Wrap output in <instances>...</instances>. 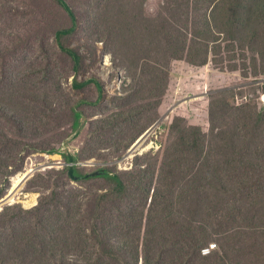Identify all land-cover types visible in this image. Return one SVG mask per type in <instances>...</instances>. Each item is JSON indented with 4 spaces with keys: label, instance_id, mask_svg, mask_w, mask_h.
Listing matches in <instances>:
<instances>
[{
    "label": "rangeland",
    "instance_id": "rangeland-1",
    "mask_svg": "<svg viewBox=\"0 0 264 264\" xmlns=\"http://www.w3.org/2000/svg\"><path fill=\"white\" fill-rule=\"evenodd\" d=\"M65 1L78 26L59 41L57 33L72 28L73 20L55 0H0V62L9 65L6 78L0 76V147L8 144L0 155V183L11 169L1 167V157L15 145L11 143L20 144V163L24 164L11 176L7 195L13 191L14 180L27 172L36 171L34 176L52 170L67 173L69 161L60 154L50 155L47 151L53 148L77 157L75 165L82 174L109 169L127 176L157 169L168 147L175 148L182 137L189 140L191 127L205 132L218 125L232 127L231 118H222L228 109L225 103L233 109L250 102L263 109L264 21L256 12L261 0H223L212 5L206 0ZM232 6H238L233 15L238 22L230 28L227 13ZM206 19L223 34L212 33ZM211 37L216 41L208 43ZM207 43L215 52L208 63H189L188 51L202 54ZM61 45L81 57L78 70ZM172 46L180 48L182 57H176L177 52L171 57ZM231 64L235 66L230 68ZM92 79L99 84L73 88L76 80ZM74 110L83 117L76 138ZM230 112L233 116L234 111ZM210 141L217 156L225 152L219 149L223 142ZM52 178L57 180L56 175ZM29 181L6 206L29 210L40 203L42 191ZM61 185L71 189L72 195L88 197L110 187L105 180L72 186L65 174ZM139 212L133 216L139 217ZM146 224L131 222L126 229L115 220L113 243L121 257L129 255L131 246L134 262L140 257L139 264H144L147 244L151 261L159 255L163 229L155 228L157 234L149 241ZM211 244L210 248L215 246L212 250L218 249L215 242ZM175 256L166 253L163 264L168 258L177 264ZM66 257L85 260L76 251H68ZM243 259L262 263L257 254ZM47 263L46 257L40 261Z\"/></svg>",
    "mask_w": 264,
    "mask_h": 264
},
{
    "label": "trees",
    "instance_id": "trees-1",
    "mask_svg": "<svg viewBox=\"0 0 264 264\" xmlns=\"http://www.w3.org/2000/svg\"><path fill=\"white\" fill-rule=\"evenodd\" d=\"M55 1L73 20L72 28L57 33V39L61 41L78 25L69 4L65 0ZM217 1L223 0H206L208 5ZM237 10L238 6L228 8L229 27L238 22V17L233 16ZM256 12L264 21V0L257 4ZM206 21L212 33L223 34L219 28L214 30L210 19ZM214 39L216 37H211L208 43L216 41ZM208 43L202 54L197 50L188 51L189 63L198 66L208 63L210 55H215L208 49ZM61 48L72 57L78 70L81 64L78 53L62 45ZM172 49L171 57L175 52L176 57H182L180 48L172 46ZM185 50L183 48V54ZM0 63V76L5 79L9 65L4 61ZM233 66L231 64L230 68ZM91 83L99 84L95 79L76 80L73 88L78 90ZM97 103L99 100L92 104ZM225 106L222 118H231L232 127L227 125L223 129L218 125L210 132L200 127L189 128V140L182 137V142L175 148L168 147L157 169L129 172L127 176L109 169L82 174L75 165L71 176L68 165L67 173L64 170L36 173L29 185L40 187V203L29 210L21 205L6 206L0 212V264H40L44 257L47 264H139L140 257L134 262L131 246L129 255L121 257L113 243L116 219L126 229L131 227V222L136 225L146 222L151 234L149 241L157 234L155 228L163 229L159 255L151 261L147 244L144 264H163L168 252L176 254L177 262L174 263L177 264H250L243 258L256 254L260 256V264H264V108L258 110L250 102L233 109L229 103ZM214 109L212 106V121L217 117ZM230 110L234 111L233 116H230ZM73 115L72 130L76 138L83 128L80 122L83 117L78 110H74ZM210 139L223 142L219 147L225 150L222 155L217 156ZM11 144H15L13 149L1 157L4 161L1 167L11 169L0 183V200L8 196L11 176L24 165L20 163V144ZM7 147L8 144L0 147V155ZM47 152L63 155L69 161L68 155L55 148ZM77 160L75 157V164ZM64 174L72 186L105 180L110 187L97 190L89 197L80 193L72 195L71 189L61 185ZM52 175H56L57 180L53 181ZM74 190L80 192L81 189ZM128 203L131 204L129 207ZM135 211H142L137 218L133 216ZM213 241L218 249L211 251L214 255L207 256L203 251L210 248ZM140 247L139 243L137 249ZM68 251L84 255L85 260L67 258ZM167 263L173 264L169 258Z\"/></svg>",
    "mask_w": 264,
    "mask_h": 264
},
{
    "label": "water",
    "instance_id": "water-1",
    "mask_svg": "<svg viewBox=\"0 0 264 264\" xmlns=\"http://www.w3.org/2000/svg\"><path fill=\"white\" fill-rule=\"evenodd\" d=\"M69 166H70V175L71 176H73V171H74V167H75V162H74V157L73 156H69ZM36 171H32V172H30V173H25L26 174V176H25V178H24V183L22 184V186L27 182V181H29L30 179H31V177L33 176V174L35 173ZM22 188V187H21ZM19 189L17 192H9V193H11V194H8V197H5L4 199H2L1 201H0V210H2L3 209V207L4 206H6V205H8V204H10L11 202H13L12 201V199H11V197H13V200L15 199V197H16V195H17V193L20 191V190H22V189ZM13 204V203H12Z\"/></svg>",
    "mask_w": 264,
    "mask_h": 264
},
{
    "label": "bare ground",
    "instance_id": "bare-ground-1",
    "mask_svg": "<svg viewBox=\"0 0 264 264\" xmlns=\"http://www.w3.org/2000/svg\"><path fill=\"white\" fill-rule=\"evenodd\" d=\"M26 174H24L23 177L21 178H16L14 180V188H13V191L12 192H17L21 187H22V184L24 183V178H25ZM11 199H13V197H11Z\"/></svg>",
    "mask_w": 264,
    "mask_h": 264
},
{
    "label": "built area",
    "instance_id": "built-area-1",
    "mask_svg": "<svg viewBox=\"0 0 264 264\" xmlns=\"http://www.w3.org/2000/svg\"><path fill=\"white\" fill-rule=\"evenodd\" d=\"M261 105L262 107L264 108V93L262 94V98H261ZM215 246H212V248H207L203 251L204 254L208 255L211 253L212 249L214 248Z\"/></svg>",
    "mask_w": 264,
    "mask_h": 264
},
{
    "label": "clouds",
    "instance_id": "clouds-1",
    "mask_svg": "<svg viewBox=\"0 0 264 264\" xmlns=\"http://www.w3.org/2000/svg\"><path fill=\"white\" fill-rule=\"evenodd\" d=\"M33 176H34V175H33ZM33 176H32V177H33Z\"/></svg>",
    "mask_w": 264,
    "mask_h": 264
}]
</instances>
